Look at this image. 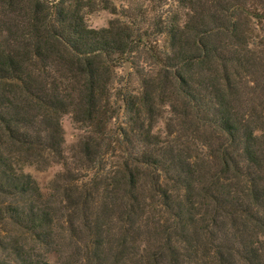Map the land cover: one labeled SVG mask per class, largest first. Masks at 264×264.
I'll return each instance as SVG.
<instances>
[{
  "label": "trees",
  "instance_id": "obj_1",
  "mask_svg": "<svg viewBox=\"0 0 264 264\" xmlns=\"http://www.w3.org/2000/svg\"><path fill=\"white\" fill-rule=\"evenodd\" d=\"M172 1L147 32L117 19L88 27L92 0H0V222L38 248L57 243L62 221L87 231L78 264H264V0ZM122 12L130 24L145 15ZM132 54L147 69L113 95V68L135 65ZM117 101L124 119L111 127ZM63 113L86 130L82 167L94 169L78 184L64 167L56 188L70 209L23 171L61 159ZM185 128L202 139L188 145ZM90 187L100 209L76 222ZM32 250L20 245L18 264H58L47 255L59 249Z\"/></svg>",
  "mask_w": 264,
  "mask_h": 264
},
{
  "label": "rangeland",
  "instance_id": "obj_2",
  "mask_svg": "<svg viewBox=\"0 0 264 264\" xmlns=\"http://www.w3.org/2000/svg\"><path fill=\"white\" fill-rule=\"evenodd\" d=\"M92 1V7L84 14V21L88 27L95 29L106 27L110 20L117 19L119 21L127 22V24L131 25L132 28H138L140 31L146 30L147 32H150L153 27L150 23L155 15L163 16L168 10H173L175 8V3L172 0H107L115 7L116 13L113 14L110 13L108 9H105L103 4L98 0ZM127 6H140L141 8H144L145 15L143 19L142 17H137L134 23L130 24L128 21L130 19L121 15L123 14L122 10ZM254 33H256V35H258V37H260V39L264 42V28H256ZM152 39L157 40L158 45L163 44L162 35L149 37V40ZM144 40L148 39H143V41ZM132 56L134 57L133 61L135 65H130L129 62L124 61L118 62L113 68L114 79L111 83V92L113 95H117L118 91H135L138 88V77L135 73V68H143L146 70L149 62L146 61L144 57L138 56L137 54H132ZM117 105L118 109H116L115 118L111 120V127H116L121 124L124 119L123 110L121 107L119 108V101H117ZM164 109H166V107H164ZM166 114V112L162 113L163 116H166ZM59 121L63 137L61 159L57 161H49L52 160L51 156H44V160L42 161L25 165L23 167V171L29 173L35 180L43 199L48 198V195H56L53 199H60L56 205L61 208L62 206H65L70 209V207L74 206L75 203H73L74 201H69L65 195H62L61 197L57 195V193L60 192L59 188H56L57 183H60L59 180H61V177L72 174L78 178V184H80V182H87L88 177L92 175L94 169L85 170L82 167L83 165L85 166L86 163H84V158L81 155L79 141L87 135L86 130L82 126L76 124L72 120L69 113L61 114ZM163 129L164 124L161 120H158L153 130L162 132ZM180 135H182V141H186L188 145H190V142L193 141L189 140L191 137L197 138L198 140L202 139V135H199L193 129H182ZM54 160H56L55 157ZM78 166H81V169ZM64 167L69 169L72 174L66 172L67 170L64 172ZM54 180H56V183ZM80 189L81 188H79V190ZM89 189L92 193V197L88 198L85 203L78 205L80 209L79 211L77 210L78 208L74 211L73 220L76 222L82 220L83 214L93 218L100 209L101 190L98 189L97 191H93L91 187ZM82 192H84V189L80 191V193ZM81 199H83V197ZM0 200H3L1 195ZM60 223L61 225H56L54 228L55 234L59 237L58 241L55 243L54 238V243L50 247V249H59V252L57 256L49 253L47 258L50 261H56L58 264H78L80 262H84L83 246L88 238L87 231L80 224H78L77 229L69 231L65 222L60 221ZM110 225L114 227L116 226V222L113 220ZM17 228V226H14L6 221L0 222V264H18V262H20V245L24 246L26 249L33 248L31 252V258L33 260L43 256L46 250H50L38 248L37 245L33 243L29 235L20 232Z\"/></svg>",
  "mask_w": 264,
  "mask_h": 264
}]
</instances>
